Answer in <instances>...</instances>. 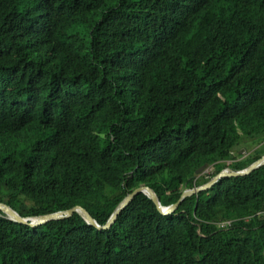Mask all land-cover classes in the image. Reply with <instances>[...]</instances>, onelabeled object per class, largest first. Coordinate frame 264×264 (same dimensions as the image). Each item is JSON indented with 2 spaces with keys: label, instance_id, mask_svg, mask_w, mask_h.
Listing matches in <instances>:
<instances>
[{
  "label": "trees",
  "instance_id": "trees-1",
  "mask_svg": "<svg viewBox=\"0 0 264 264\" xmlns=\"http://www.w3.org/2000/svg\"><path fill=\"white\" fill-rule=\"evenodd\" d=\"M264 142V0H0V202L101 225L163 206ZM228 162H231L227 165ZM212 167V177L196 171ZM264 167L111 229L0 211V264H264ZM234 220L228 230L216 222Z\"/></svg>",
  "mask_w": 264,
  "mask_h": 264
},
{
  "label": "water",
  "instance_id": "water-1",
  "mask_svg": "<svg viewBox=\"0 0 264 264\" xmlns=\"http://www.w3.org/2000/svg\"><path fill=\"white\" fill-rule=\"evenodd\" d=\"M264 167V155L250 164L248 167L235 171L232 168H226L222 170L221 172L215 174L211 180L203 185L194 187L192 189H186L180 199L169 206H163L160 202V199L156 192L145 185H142L132 192L128 193L124 199L117 205V207L114 209L113 213L109 217L106 224L101 225L99 224L93 216L82 206H74L70 209L63 210V211H57L50 214L40 215L36 217H22L17 211H15L11 206H9L6 203L0 202V211L5 215V217L11 221L21 223L24 225H28L31 228L40 227L42 225L48 224L53 221H63L66 219L72 218L75 214H78L88 225L96 228L99 231L103 230H109L112 228L116 220L118 219L119 215L134 201V199L139 194L146 195L149 199L153 201V203L156 205L158 211L165 216H169L174 214L181 203L194 195H197L198 193L207 191L211 189L214 184H216L218 181L225 179V178H231V177H242V176H248L251 173L255 172L256 170L261 169ZM209 169L208 164L202 165L197 171L196 175L199 176L203 173H205Z\"/></svg>",
  "mask_w": 264,
  "mask_h": 264
},
{
  "label": "rangeland",
  "instance_id": "rangeland-1",
  "mask_svg": "<svg viewBox=\"0 0 264 264\" xmlns=\"http://www.w3.org/2000/svg\"><path fill=\"white\" fill-rule=\"evenodd\" d=\"M257 152H262L260 155H264V142L263 143H257L250 139H247L244 141V143L241 145L239 149V153L242 155V158H240V161L246 160L248 158L254 157ZM231 162H228L227 165H229ZM212 167H209V169L203 173V175L212 177Z\"/></svg>",
  "mask_w": 264,
  "mask_h": 264
},
{
  "label": "built area",
  "instance_id": "built-area-1",
  "mask_svg": "<svg viewBox=\"0 0 264 264\" xmlns=\"http://www.w3.org/2000/svg\"><path fill=\"white\" fill-rule=\"evenodd\" d=\"M251 218L264 219V209L255 213L253 216H251ZM234 222H235L234 220H222V221L216 222V226L220 230H228L233 226Z\"/></svg>",
  "mask_w": 264,
  "mask_h": 264
}]
</instances>
